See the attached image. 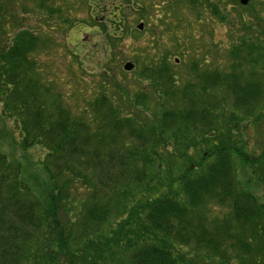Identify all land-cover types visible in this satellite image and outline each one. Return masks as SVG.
<instances>
[{
	"label": "trees",
	"instance_id": "trees-1",
	"mask_svg": "<svg viewBox=\"0 0 264 264\" xmlns=\"http://www.w3.org/2000/svg\"><path fill=\"white\" fill-rule=\"evenodd\" d=\"M103 1L119 27L105 28L113 49L89 90L40 64L55 42L25 25L30 16L62 31L72 5L0 0L1 120L10 143L19 130L17 150L43 155L20 161L0 147V264H264V200L252 186L264 188V144L250 156L239 128L264 117V0H170L171 13L181 3L229 26L228 47L212 46L229 65L204 57L181 69L180 49L155 47L131 84L110 68L123 4Z\"/></svg>",
	"mask_w": 264,
	"mask_h": 264
},
{
	"label": "rangeland",
	"instance_id": "rangeland-1",
	"mask_svg": "<svg viewBox=\"0 0 264 264\" xmlns=\"http://www.w3.org/2000/svg\"><path fill=\"white\" fill-rule=\"evenodd\" d=\"M19 3H23L25 0H17ZM58 4H63L64 0H59ZM66 3L62 5L63 10H67L69 5H72L69 10L70 23L62 31L59 28L49 31L38 22V18L28 16L25 18V25L29 29L35 30L38 33H46L53 38L54 48L52 55H41L39 62L42 66L56 70L59 73L60 78H69L73 83L72 88L77 87L73 80H85L88 89L90 87V79H93L92 74L98 73L102 70L105 62L108 58V52L113 49L109 47L110 40L108 41V32L111 34L118 25H116V19L114 22L110 21L111 13H116V9H112L110 5L103 1L100 8L97 7L95 0H65ZM170 0H120L123 5L120 6L123 20L119 23L121 25L122 32L121 42L115 46L116 51L120 54V62L115 65V62L110 64L112 73L117 76L118 81H124L131 84V81L137 77L139 71L146 67L151 62L150 52L157 47L158 53H164L166 51L177 52L181 50L180 57L177 59V65L179 68L184 69L188 62L193 58L194 60L206 59L208 65L219 66L225 68L229 65V62L224 57H215L212 51V46L217 44L219 47L226 49L230 44L229 26L219 24L212 20L207 12L203 13L202 19L199 20L195 11H190L187 5H177L180 7V11L169 12L167 9V2ZM260 1L252 0L254 8L260 7ZM28 2V1H27ZM18 3V6H19ZM16 6V8L18 7ZM106 9V10H105ZM231 11V8H229ZM162 12L165 14L162 16ZM167 16V18L165 17ZM235 17L234 15H232ZM167 20V21H165ZM162 21V23H161ZM144 24L145 30L143 35L138 34V26ZM172 27H171V26ZM108 27L107 33L105 28ZM73 27V28H72ZM172 29V30H171ZM142 32V31H141ZM140 33V32H139ZM49 36V37H50ZM189 36V38H188ZM191 36V37H190ZM157 37V38H156ZM187 38V39H186ZM233 37H231L232 40ZM158 40V43H156ZM177 41L179 43H177ZM158 44V45H157ZM225 52V51H224ZM208 53H211L208 55ZM77 54L80 57V61L84 66L85 71L80 70L79 65L74 60V55ZM154 54L152 55V57ZM216 58H218L216 60ZM78 62V61H77ZM134 64V70L136 72H127L124 70V66L127 63ZM72 66V74L68 73L65 69L67 64ZM44 67V68H45ZM45 68V69H46ZM109 68V69H110ZM68 70V69H67ZM109 71V70H108ZM47 72V71H44ZM124 76V77H123ZM66 80V79H64ZM59 81V80H57ZM83 86V84H81ZM133 89H136L135 85ZM133 91V90H132ZM134 92V91H133ZM1 110V108H0ZM261 122L264 121L263 112ZM1 114V111H0ZM243 117V116H242ZM250 122H243L240 124V133L242 139L246 141L247 148L245 151L250 156H258L261 152L262 145L264 144V123L261 125L258 121L251 119ZM256 123V124H255ZM7 124V123H6ZM5 122L1 120L0 115V147L11 158L24 161V157L27 156L30 161L40 162L43 155L40 151L33 150L32 152H22L17 150V142L20 140L19 130L13 125V134H11L12 142L7 138V128ZM259 124V125H258ZM258 125V126H257ZM16 138V143H15ZM262 138V139H261ZM173 167L178 173L179 164L173 161ZM198 165V163H197ZM32 173L43 177L44 175L38 168L33 170ZM258 184V183H257ZM254 192L257 197L264 200V188L259 185L254 186ZM218 212V210L216 211ZM137 225L133 224L129 229V234L135 237L137 232Z\"/></svg>",
	"mask_w": 264,
	"mask_h": 264
},
{
	"label": "water",
	"instance_id": "water-1",
	"mask_svg": "<svg viewBox=\"0 0 264 264\" xmlns=\"http://www.w3.org/2000/svg\"><path fill=\"white\" fill-rule=\"evenodd\" d=\"M241 5L247 6L251 0H239ZM138 30L142 31L144 29V24H140L138 27ZM124 70L127 72H131L134 69V64L132 63H127L124 67Z\"/></svg>",
	"mask_w": 264,
	"mask_h": 264
}]
</instances>
